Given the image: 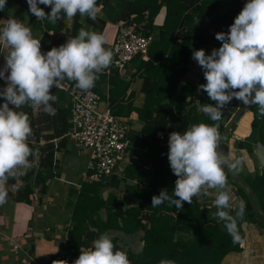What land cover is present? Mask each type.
<instances>
[{"label": "trees", "instance_id": "trees-1", "mask_svg": "<svg viewBox=\"0 0 264 264\" xmlns=\"http://www.w3.org/2000/svg\"><path fill=\"white\" fill-rule=\"evenodd\" d=\"M112 1L97 0V4L102 5L101 15L92 20L77 14L67 31H63L67 17L55 23L47 19L38 20L34 15L31 19L33 23H43L48 31L53 32L50 50L77 36L83 23L95 27L112 45L118 34L120 16L145 35L152 34L154 37L148 55L135 57L128 66L135 69L133 79L122 75L114 58L112 65L99 74L92 88L109 102L114 114L130 118L134 124L137 120L133 114L136 113L142 126L130 133V150L136 157L121 173L100 181H82L80 189L74 191L75 198L69 203L73 225L68 230L67 244L63 247L75 250L79 256L81 249L88 250L101 234L109 233L116 250L126 252L131 264H160L162 260H173L175 264H222L228 254L243 250L246 223L264 228V219L249 200L248 188L235 179L232 171L225 168L231 189L230 214L235 216L241 200L245 203L243 219L237 218L239 242H233L225 222L210 218L209 210L203 205L216 195L215 189H208L199 198L194 197L192 204L184 202L180 209L169 206L167 201L158 207L151 205L152 197L159 195L162 189H167L171 195L178 179L170 168L167 155L170 133L183 132L194 124L206 123L217 124L221 136L233 115V112L224 109L221 119L212 121L198 107L205 104V99L194 103L204 91L189 82L182 86L180 83L188 71L193 52L218 49L222 42L215 38L216 34L229 31L247 0ZM164 4L168 14L165 23L160 25V35H157L155 20ZM39 7L46 13L51 11L48 6L41 4ZM4 10L0 11V19ZM115 12L116 16L111 17ZM135 78L141 79V105L136 102L137 91L133 89ZM106 84H109L107 90ZM62 85L78 89L72 80L65 79ZM52 92L57 97L55 102H50L55 114H49L43 108L39 116L34 115L33 108L29 107L40 160L36 163V147L29 137L28 143L33 149L30 157L32 167L25 170L23 176L11 178L7 183L8 196L19 201L33 203L38 193L47 191L57 168L56 153L67 146L66 135L72 129L71 96L68 89L60 87H53ZM240 104V101L234 102L235 110ZM248 110L255 113L251 133L244 138L234 137L237 124L234 123L226 138V153H231L234 158H243L244 163L237 172L253 187L254 198L264 213V165L256 168L251 162L246 164L245 155L253 153L256 144L264 147V116L259 115L256 105L250 104ZM37 116L41 119L38 120ZM161 133L166 136L164 141L160 139ZM57 138L59 141L55 143ZM218 151L221 152L220 143ZM122 185L124 188L119 194ZM109 188L112 189L105 197L104 193ZM127 236H140L143 242L140 252H135L127 244Z\"/></svg>", "mask_w": 264, "mask_h": 264}, {"label": "clouds", "instance_id": "clouds-1", "mask_svg": "<svg viewBox=\"0 0 264 264\" xmlns=\"http://www.w3.org/2000/svg\"><path fill=\"white\" fill-rule=\"evenodd\" d=\"M29 11L38 20L72 19L77 14L96 20L102 5L97 0H27ZM51 8L50 13L39 5ZM7 0H0V11ZM222 45L206 54L196 50L193 59L203 69L206 84L201 90L215 104L199 106L212 121H219L223 110L236 99L244 105L257 106L264 116V0H247L242 11L230 25L228 32H218L215 37ZM104 34L81 28L78 35L46 54L41 51V40L33 36L30 27L10 18L0 28V46L11 50L5 55V65L0 70V79L6 87L0 89L4 103L0 105V205L7 202L6 185L11 178L25 174L32 167L29 146L32 127L23 106L55 114L52 103L57 100L53 87L59 88L65 79L76 82V87L89 92L95 87L99 74L109 68L114 52L106 48ZM10 73V74H9ZM12 105L13 107H10ZM221 141L217 124H194L183 132H172L169 136L168 160L178 179L172 194L162 189L152 197V207L168 202L180 209L184 202L192 204L208 189L216 190L215 212L209 209V217L225 222L233 242H239L237 218L243 219L245 203L239 202L235 216L230 214L231 189L225 168L239 170L244 160L234 158L231 153L219 152ZM74 264H131L127 253L116 250L109 233L97 238L91 248L82 250ZM160 264H175L173 260H162Z\"/></svg>", "mask_w": 264, "mask_h": 264}, {"label": "crops", "instance_id": "crops-1", "mask_svg": "<svg viewBox=\"0 0 264 264\" xmlns=\"http://www.w3.org/2000/svg\"><path fill=\"white\" fill-rule=\"evenodd\" d=\"M11 2L19 7L21 13H24L26 10L29 11V5L26 0H9L0 19V28L7 23L8 19L13 18ZM7 12H9V14L4 16ZM29 14L30 17H25L24 20H21L18 17L13 19H17L26 26L30 27L35 38H42L48 45H50L52 41L51 35L53 32L48 31L43 23H33L31 21L32 14L30 11ZM99 14L101 15V13ZM167 14V6L164 4L155 20L156 25H158V28L156 29L157 35H160V25L165 23ZM121 18H123V16H120L118 21L119 23ZM68 22H70V24ZM71 25L72 19L67 18V27L65 26L63 31H67ZM83 27L85 28L84 23ZM105 47L111 49V44L107 43ZM10 50L11 49L6 45L0 46V70L3 69L5 65V55H7ZM205 51L206 54L209 55L212 52L208 49ZM134 71L135 69L130 67L128 68V73L124 76L128 79H133L132 74ZM183 80L181 82V86L184 83L189 82L194 84L200 91H203L199 86L201 84H206L207 81L204 77L203 69L193 58H191L188 71L183 77ZM6 83L7 82L5 80L0 79V89L6 87ZM139 83H141V79L135 78L133 89H135L137 93L140 92L139 88L134 86L140 87ZM108 88L109 84H106L105 90ZM140 95L141 94H139V96ZM198 97L204 98L206 101L205 104L215 103L210 100L206 92H201ZM235 101L238 100L233 99L231 103L227 105L225 108L227 112L234 113L236 111V108L234 107ZM4 102V98L0 97V105ZM70 102L72 105V100ZM254 115L255 113L250 111L243 116L244 119L242 118L243 120L241 119L242 121L240 120L237 123L233 131L234 137H246L251 133V122ZM245 117H247V119ZM139 123L140 122L137 121L135 124V126L138 127L137 129L135 128L136 131L141 129L138 126ZM141 126L142 124H140V127ZM66 137L67 146L60 149L56 153L57 168L55 169V176L48 184L47 191L42 194L38 193L35 196L33 203L19 201L13 196H7V202L0 205V264H14L23 258L29 260L35 259L39 262L46 263L51 260L57 252H59L61 244L65 246L64 238L66 237V230L73 225L69 203L70 200L75 198L76 194L74 193L80 188V182L83 181L77 176V167L80 165L79 159L74 153L78 154V156H87V161L80 170L81 172H79L80 175H83L86 171V167L90 159V152L88 150L77 147L69 134H67ZM58 141L59 138L54 140L55 143H58ZM41 143L44 144V141ZM253 154L254 157L252 156L249 162H251L253 166H256V168H260L264 165V147L262 148L259 144L254 145ZM127 165L128 164L124 165L123 169ZM248 168L251 170L250 166ZM111 189L112 188H109L106 191L110 192ZM244 228L246 233L243 240V250L241 252H231L225 257L222 264H264V228L253 223H246ZM141 234L142 233H139L138 235ZM125 239L129 246H131V242L129 240H132L137 241V243L143 247V242L140 240V236H127ZM15 242L21 244L23 249L16 251L14 248Z\"/></svg>", "mask_w": 264, "mask_h": 264}, {"label": "built area", "instance_id": "built-area-1", "mask_svg": "<svg viewBox=\"0 0 264 264\" xmlns=\"http://www.w3.org/2000/svg\"><path fill=\"white\" fill-rule=\"evenodd\" d=\"M39 39L41 51L46 54L50 51L49 45L42 38ZM153 40L152 34L145 35L134 24L121 18L111 49L122 75L128 73V66L135 57L148 55ZM60 88L68 89L72 100V129L68 134L77 147L90 152L83 181H100L121 173L123 166L136 157L130 150V133L135 130L131 119L114 114L109 105L106 109L99 110L102 96L93 89L84 92L80 89H69L68 85H61ZM159 136L163 141L166 139L165 134L161 133ZM65 236L66 245L68 232ZM14 248L16 251L23 249L18 242L14 243ZM78 257L75 250L63 247L46 263L23 258L14 264H74Z\"/></svg>", "mask_w": 264, "mask_h": 264}, {"label": "rangeland", "instance_id": "rangeland-1", "mask_svg": "<svg viewBox=\"0 0 264 264\" xmlns=\"http://www.w3.org/2000/svg\"><path fill=\"white\" fill-rule=\"evenodd\" d=\"M112 1V0H111ZM26 2H27V0H26ZM113 2V1H112ZM247 2H245V3H243V7H244V5L246 4ZM11 6H12V14H13V18H16V17H18V18H20L21 20H24V18L26 17V18H29L30 17V14H29V11L28 10H26V11H24V13L22 12H20V9H19V7H17L15 4H13V2H11ZM23 7V6H22ZM243 9V8H242ZM242 9H241V11H242ZM18 11H19V13H18ZM6 12V11H5ZM7 14H9V12H7V13H5V15L4 16H6ZM3 16V17H4ZM114 16H116V12L115 13H113L112 14V16L111 17H114ZM121 21V20H120ZM69 24H70V22H68ZM84 26H85V29L86 30H89V31H95V32H98L96 29H95V27H93V26H88V25H85L84 24ZM84 28V27H83ZM99 33V32H98ZM204 50H206V49H204ZM183 80V79H182ZM184 81V80H183ZM185 82V81H184ZM185 84V83H184ZM192 84V83H191ZM139 85H140V83H139ZM180 86H181V83H180ZM134 87H137V88H139L138 86H134ZM139 94H141V92H139V93H137V103H139V105H141L142 104V102H143V95L141 94L140 96H139ZM200 99L201 98H199V97H197L195 100H194V103H200ZM196 100H197V102H196ZM141 102V103H140ZM108 105H109V102L105 99V98H102V100H101V102H100V105H99V110H104V109H106L107 107H108ZM43 109V106H40V107H36V108H33V114L34 115H38V113L41 111ZM236 112V111H235ZM234 112V113H235ZM41 113V112H40ZM39 116V115H38ZM37 116V119L39 120V119H41L40 117H38ZM133 117L135 118V120H137L138 119V115L136 114V113H134V115H133ZM246 119H247V117H245ZM244 119V118H243ZM242 119V120H243ZM241 120V121H242ZM138 121V120H137ZM137 121L133 124L134 126H135V124L137 123ZM140 124L141 123H139V128H141L140 127ZM237 125V124H236ZM135 128L137 129L138 127L137 126H135ZM134 131H136V130H134ZM240 137V136H239ZM77 157H78V159H79V167H77V176L79 177V179H82L83 180V175H80L79 174V172H81L80 170L82 169V167H83V165L85 164V162L87 161V156H85V155H81V156H78V154H76V153H74ZM246 155V157H247V163L246 164H249V160L251 159V157L253 156L254 157V154L253 153H250L249 155L248 154H245ZM74 168V167H73ZM70 169H72V168H70ZM81 183V182H80ZM79 186H80V184H79ZM81 187V186H80ZM123 187H124V185H122V187H121V189H119L118 190V192H119V194L123 191ZM80 189V188H79ZM108 194H109V192H108ZM108 196V195H107ZM215 197H216V195H213V196H211V198L210 199H207V202H205V203H203V205L209 210H215L216 211V208H215V206H214V200H215ZM103 214H104V211H103ZM261 224H263V223H261ZM259 227H261V225H259ZM68 230L69 229H67L66 230V232H68ZM113 233H115V232H113ZM130 242H131V246H132V248L135 250V251H139L140 252V250H141V245L139 244V243H137V241H132V240H129ZM139 242V241H138Z\"/></svg>", "mask_w": 264, "mask_h": 264}, {"label": "water", "instance_id": "water-1", "mask_svg": "<svg viewBox=\"0 0 264 264\" xmlns=\"http://www.w3.org/2000/svg\"><path fill=\"white\" fill-rule=\"evenodd\" d=\"M250 105V104H249ZM249 105H244L243 103L238 107V109L236 110L235 113H233V115L231 116V118L229 119V121L227 122L223 132H222V135H221V141H220V147H221V152L222 153H226V138H227V135L230 131V128L232 127V125L234 123H238L242 118L243 116L246 114V113H249L250 111L248 110L249 108ZM22 111H25L29 117V120H30V124H31V127H32V135L30 136V139L32 141V143L35 145V159H36V163L39 162L40 160V151H39V148H38V143L36 141V138L34 137V126H33V121L31 119V114L29 112V106L28 105H25L22 107ZM233 173V176L235 177V179L240 182L242 185L246 186L248 188V197H249V200L251 201L255 211L261 216L262 219H264V213L262 212L261 208L259 207V205L257 204L255 198H254V195H253V187L250 185L249 182H247L245 179H243L237 171H232ZM105 197H107L108 195V192L106 191L105 193ZM62 247L63 245L61 244L60 245V248H59V251L62 250Z\"/></svg>", "mask_w": 264, "mask_h": 264}]
</instances>
